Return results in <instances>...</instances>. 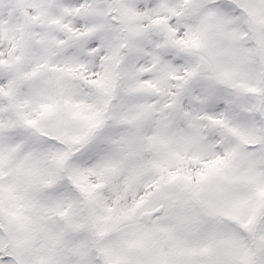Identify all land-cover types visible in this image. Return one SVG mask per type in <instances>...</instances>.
Masks as SVG:
<instances>
[{
  "label": "snow or ice",
  "instance_id": "1",
  "mask_svg": "<svg viewBox=\"0 0 264 264\" xmlns=\"http://www.w3.org/2000/svg\"><path fill=\"white\" fill-rule=\"evenodd\" d=\"M0 264H264V0H0Z\"/></svg>",
  "mask_w": 264,
  "mask_h": 264
}]
</instances>
